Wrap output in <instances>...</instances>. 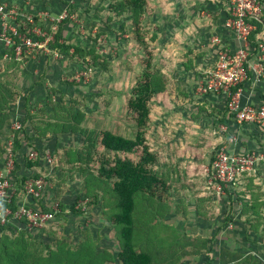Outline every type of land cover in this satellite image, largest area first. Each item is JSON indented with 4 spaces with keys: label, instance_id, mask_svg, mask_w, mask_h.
<instances>
[{
    "label": "rangeland",
    "instance_id": "obj_1",
    "mask_svg": "<svg viewBox=\"0 0 264 264\" xmlns=\"http://www.w3.org/2000/svg\"><path fill=\"white\" fill-rule=\"evenodd\" d=\"M64 1L74 5V9L70 11L69 21L62 27V35L78 45L94 48L97 54L100 55L101 61H106V69L104 71L101 68L92 67L91 70H86L75 61H67L59 55L52 54L46 45L41 48L30 46L27 49L23 47L22 57L20 56L19 59H15L14 56L11 57L13 50L6 51L1 39L3 38V30H7L12 26L10 24L14 23L17 15H22L23 19L28 16H37L38 18L46 16L51 20L55 18L60 20L61 16L67 15L68 8L61 0H0V5L4 8L3 15L0 14V105L3 108L7 105V110L3 112L7 116V122L4 123L5 135L0 136V173L7 174L4 164V146L12 143L17 132L19 135L22 134L21 129H18L17 126H20L25 115V108H23L25 97L28 98L29 103L34 104L37 108L49 110L48 103L57 101L59 93H62L66 101L73 99L75 109H80L87 115L89 127L115 131L121 136L131 137L134 131L132 130V121L127 117V101L139 75L145 68L144 60L149 57L153 66H155V70L170 82V85L167 84L166 86V91L170 92V95L167 99L160 97L153 99L150 103V124L146 129L147 144L152 152L158 153L162 163H166L171 173L170 177L172 178L178 174L180 181H177L173 190L165 193L163 198L161 195V197L157 196L153 200V202H164V206L149 204L147 210V206L138 202L139 195L135 196L133 217L135 220L138 216V220L141 222L142 234H139V236L137 234L136 239L135 232L133 242L134 245L137 243L138 246L144 247L146 250L152 249L151 252L155 249L154 254L159 252L164 245L162 250L165 252L161 253V256H166L167 253H172L170 250L172 246L169 248V239L173 240L174 235L170 232L171 229H167L161 222V216L158 217L159 220L156 218V215L153 214L154 211L163 213L174 209V212H177L176 215L187 220L189 217V212L186 209L187 205L193 203L195 207L197 204L196 198L200 202L202 198H207H201V195L198 196L199 189H202V186L207 185V183H212L205 178L204 171L207 165L203 161L219 141L216 137L213 138L214 133H212L213 128L218 124H212V118H209L207 113L210 111L201 107L197 100L199 96L207 97L215 94V96L223 98L224 107L228 102L227 93H224L222 89H219L218 93L202 94L199 91V85H202L203 82L207 83V80L214 73H221L218 69L220 65L219 49L226 50L221 51L222 55L227 53L228 58H233L239 50H245V48L240 43L234 47H228L222 43L218 35H214L219 38L220 43L215 46L211 42V38L214 36L209 38L210 44L216 48L214 55H210V64L206 65L199 63V61H196L198 64H195L194 59H196V56H200L202 53H199L202 51H199L196 46L183 47L185 42L187 43L186 37L188 38V35H185L182 29L177 30L176 27L174 28L175 20H178L179 24L182 22L180 20L181 16H177L176 7L172 4L165 6L166 1L150 0L149 7L152 10L154 5L160 3L165 7L161 16L164 17L162 19L167 23V26L160 27V23L153 14L149 18L147 17L144 22L145 29H147L145 41L148 42L150 53L146 55L143 47L135 42L129 27L126 28L124 33L120 32L121 24H125L128 18L119 21L113 17L111 22H107V17L111 15L109 5L115 0ZM167 2L172 1L168 0ZM260 2L261 9H263L261 16H264V0H260ZM196 6L192 5V7ZM206 15L204 17L207 18ZM2 16L4 19H2ZM191 18L193 17L191 16ZM195 22L197 21L195 20ZM204 22L206 21H203V19L199 20L198 25L192 22L190 29L186 31H189L191 37H193L197 29L200 28L199 26L203 25ZM56 23L57 21H54L53 25ZM46 26H50L49 22ZM183 31L185 30L183 29ZM153 35L156 36V39L151 41L150 36ZM160 36L162 39H168V43L170 42L168 46L161 47L158 45ZM49 37L52 38L53 35L51 34ZM257 58L261 60L259 61ZM182 63L193 66V71L191 73L184 72L181 75ZM248 64L254 69H260V64H262L263 69L261 68V70L263 72L264 51L248 60ZM44 68L45 72H42ZM251 72V78H245L240 83L243 84V88H238V101L240 105L249 104L257 107L262 105L261 103L264 104V96L261 102L256 103H244L242 100L243 91L253 90L254 94L255 91L258 92L257 86L264 88V75L259 76L254 70ZM188 74L191 76L189 77ZM197 74L199 75L196 76ZM62 81L68 83L74 81L76 86L62 85ZM46 86L49 88L54 87L56 93L51 90L45 91ZM259 92L264 94V90ZM47 94L50 98H47ZM30 108L34 109V106ZM37 116H40L38 112ZM254 127L261 136L260 138H262L258 143L263 146L264 128ZM73 141H70L69 145L80 144V142ZM46 143L47 146L43 152L50 156L49 163H52L48 169L56 171V160L58 158L56 153L50 149L48 140ZM14 160L17 161L16 156ZM22 165H24L23 161L20 162V166ZM90 166L93 168L92 172L96 174V164ZM177 166L181 168L180 174ZM61 168V166L58 167L56 176L53 175L55 172L52 174L47 169L40 172V177L45 182L56 183L51 193L52 205L51 202H48L50 208L48 212H51L52 207L57 206V203L62 204L63 210L61 215L60 211L55 213L54 218H59L60 224H56L57 229L51 235L52 238L45 241L37 240L35 242L36 247L41 249L48 244L55 251L58 248H62L63 251L64 243H66L70 244L69 249L75 250L76 241L83 236V242L91 244L94 251L99 252L107 249V252L114 255L117 247L114 244L116 229L114 230L110 225L104 223L105 217L100 206L107 208V212L109 211V214L106 213L107 215L112 214L114 212V210L112 211V205L116 201V196L111 190L109 191L107 184H99L98 187L96 182H89L86 175L81 174V177H79L78 174L71 171L62 174ZM184 171L185 173H183ZM256 171L250 172L246 176L253 178V181L258 184L256 186L262 188L257 189V193L261 194L264 191V179L260 173L256 174ZM13 173L14 168L11 170V174ZM86 190L88 191L86 192ZM93 193H96V196ZM178 193L182 194L179 198ZM92 196H95L94 201L97 202V206L92 205L89 207L88 203L93 199ZM205 201L206 203L209 202L208 200ZM215 204L207 203L205 206L202 204V207L197 210L198 214L200 213L201 216L206 214V217L212 215L216 219L217 217H224L223 212H225L224 215L228 213V217H230L236 209H239V206L234 207L232 213L229 211L228 203H225V206ZM73 205L76 210L84 213H73L71 210ZM165 205L167 206L165 207ZM36 207L42 208L39 204ZM44 208L46 209L47 206ZM66 210L67 213H65ZM64 215L67 217L63 218ZM145 228L147 229L146 232ZM103 237L108 238V243H105ZM156 238L159 241H156ZM62 239L63 241L65 239L64 243ZM144 244L145 246H143ZM66 255L69 254L66 252ZM167 259H172V255L167 256Z\"/></svg>",
    "mask_w": 264,
    "mask_h": 264
},
{
    "label": "trees",
    "instance_id": "obj_2",
    "mask_svg": "<svg viewBox=\"0 0 264 264\" xmlns=\"http://www.w3.org/2000/svg\"><path fill=\"white\" fill-rule=\"evenodd\" d=\"M260 1V0H259ZM64 5L67 6V15L57 24L56 31L53 33V40L49 43V49L51 52H55L65 60H71L77 62L86 70L93 68H101L105 71L106 61H101L100 55L97 54L92 47H83L73 42V40L67 39L62 35V27L69 21L70 11L74 9V5L61 0ZM150 0H115L109 5V12L111 15L107 17V22H111L113 17L122 21L128 18L125 24H121L120 32L124 33L126 28L129 27L131 35L135 39V42L143 47L145 54L149 55V45L145 41V35H147V29H145V20L147 16L152 14V10L149 7ZM254 30L247 38L249 45L248 60L253 58L259 50V44H264V18L260 17L259 21H252ZM41 25V21L36 16H33V23H24L19 30V34H26L28 30L33 27ZM45 29V28H44ZM48 35L51 32L48 29ZM31 37L32 34H27ZM18 42L16 36L13 37ZM151 41L156 39V36H150ZM13 53H11V56ZM145 68L139 75L135 86L133 87L130 96L127 101V117L132 121L133 135L130 137L121 136L109 130H102L98 128L89 127V120L87 115L80 109H75V102L73 99L66 101L64 95L59 93V97L55 102H49L50 108L47 119L53 121V124L39 126L37 123L33 124V120L41 119L46 114L45 108H37L34 106V111L31 112V106L28 105V98H25V115L20 126L21 133L25 132V124L30 123L34 132L38 137L45 138L48 134L54 137L62 134H80L83 136L82 148L71 152L69 156V163L75 164L81 174L86 175L89 182H96L98 184H107L109 191L116 196V201L112 205V211L114 212L108 216V222L116 229L117 240L119 243V252L117 254V260L120 264H177L181 257L186 253H179L181 249H189L193 252L192 255H198L202 250H206L210 240L190 239L172 241V253L164 255L162 258L166 260L165 263H159L158 255L154 254L152 249H144L134 245L133 236L136 232V239L139 234H142L140 229L141 222L136 216L133 217L135 207V196H138V202L141 205L148 207V204H156L158 206H164L162 201H154L157 196L163 195L170 190H173V183L175 182L171 178L170 172H167L168 167L159 159V155L156 152H152L147 144L146 129L150 124V103L154 99L160 97L168 98L170 92H167V84L170 85L163 75L159 74L155 70V66L152 64V60L147 57L144 60ZM247 77L251 78V73L247 72ZM62 85L76 86L73 82L62 81ZM237 88H243V84H239ZM237 88H232L234 93ZM48 89V90H46ZM45 91H52L56 93L54 87L49 88L46 86ZM47 98L50 96L47 94ZM164 99V100H165ZM7 105L5 108L0 105V136L5 135L4 123L7 122L6 113ZM225 113L223 119L231 120L232 115L228 113L225 106ZM37 112L40 116H37ZM4 115V116H3ZM213 116L212 113L208 114ZM223 119H217L215 122H225ZM41 123L43 122L40 121ZM48 132V133H47ZM26 133V132H25ZM18 132L14 135L12 143L4 148V153L10 152L15 159L16 153L21 147V137L18 136ZM44 136V137H43ZM161 161V162H160ZM212 161V159H211ZM38 160L34 162L24 158V163L28 168L35 165ZM14 160V173L11 174V181L15 187V194L9 205L12 212L18 207V201L23 194V182L27 180L26 177H19L16 175L20 169V165ZM96 164L97 170L94 174L93 168L90 165ZM264 160L261 161L257 169L261 174L264 170ZM81 165V166H80ZM244 176V175H243ZM39 177V176H37ZM264 178V174L262 176ZM242 176L236 179V183L241 180ZM172 179L173 181H169ZM171 182H173L171 184ZM171 185H170V184ZM217 185V182H213ZM175 185V183H174ZM93 186V185H92ZM256 186V185H255ZM245 187L243 189H236L229 193V189L222 187L230 197V206L236 202L240 208V220L242 224L252 231H257L260 226H263L264 231V193H257V186ZM94 187V186H93ZM96 187V185H95ZM95 190V189H94ZM88 190H86L87 192ZM20 194V196H18ZM89 197L88 194H86ZM96 196V193H93ZM167 195V194H166ZM88 203V206L95 204L94 197ZM234 199V200H233ZM263 200V201H262ZM167 205H165L166 207ZM60 215L62 214L63 206L57 203L56 206ZM145 209V208H144ZM147 210L149 209L146 208ZM43 211H49L42 206ZM71 210L75 214H83V211L76 210L74 205L71 206ZM168 211L158 213L154 211V215L158 219L159 216L163 218ZM59 214V213H58ZM17 231L16 222H8L0 228L1 232L5 231ZM145 228V232H146ZM138 234V236H137ZM144 242V241H143ZM147 243V242H146ZM145 243V244H146ZM145 244L143 246H145ZM81 244V249L71 255H64L62 248L47 253L46 258H42L39 255L32 254L31 244L26 241L9 238L8 236L0 235V264H104V262H110L112 254L107 251L100 253L93 252L92 246H84ZM150 248V247H149ZM178 250V251H177ZM172 255V259H167V256ZM68 256V257H67ZM223 253L220 255L223 258ZM223 262V261H221Z\"/></svg>",
    "mask_w": 264,
    "mask_h": 264
},
{
    "label": "crops",
    "instance_id": "obj_3",
    "mask_svg": "<svg viewBox=\"0 0 264 264\" xmlns=\"http://www.w3.org/2000/svg\"><path fill=\"white\" fill-rule=\"evenodd\" d=\"M162 1L163 2L166 1L167 4L165 6L171 4L175 6L176 11L178 12L177 16L178 15L181 16L180 20H182V22L179 24L178 20H175L176 24L174 28L176 27L177 30L182 29V32L185 33V35H188V38L186 37L187 43L185 42L183 47L196 46L199 51H202L199 53L202 54L200 56H196V59H194L195 64H198L196 63V61H199V63H203L206 65L210 64L209 63L211 59L210 55H214L216 48L212 44H210L209 38H211L214 35H218V37L222 40V43L227 45L228 47L229 46L234 47L236 44H239V41L237 40L235 35L231 31L227 30L225 27V21L228 16V12L223 4V0H171L172 2L169 3L167 2L168 0H162ZM192 5H197V6L192 7ZM164 8L165 7L161 3L159 5L158 4L154 5L153 10L150 8L152 10L153 16H155V19L160 23V27L167 26V23H165L162 19L164 17L161 16V13H163ZM205 14H207L206 15L207 18L204 17ZM151 15L147 17L149 18L151 17ZM191 16L193 18H191ZM200 19H203V21L206 22H204L203 25H200L199 26L200 28L197 29L195 35L192 34L194 36L191 37L190 32L186 30L190 29V25L192 22L193 24L198 25ZM195 20L197 22H195ZM183 29L185 31H183ZM169 43L167 38L162 39L161 36L159 37V44H158L159 46L166 47L169 45ZM189 65H187L186 63L185 64L182 63L181 66L183 67V69H181L180 71L181 75L182 73L184 74V72L191 73L193 71L194 69L192 68L193 66H189ZM42 72H45V68L42 70ZM198 75L199 74H197L196 76ZM190 76L191 75H189V77ZM256 89L258 90V92L255 91L254 94H253V90H246L242 92V100L244 103L261 102L264 94H260L259 91H263L264 88H259V86H257ZM25 98H24V104H25ZM197 103L201 107L206 108L208 111H210L207 112L208 114L209 113L213 114V116L208 115L209 118H212L213 125L219 119H223L224 116L227 117V113H225V109H224L225 108L224 100L221 96H215V94L207 97L199 96ZM24 104H23V108H24ZM28 105H30L31 107L35 106L34 104L31 103H28ZM49 110H47L43 118L41 119L37 118L36 120L34 119L32 123L33 124L37 123L40 127L44 125H48L49 123L53 124L52 119L51 120L47 119V117L49 118L48 116ZM31 112H33V108L31 109ZM42 120L43 122L41 123L40 121ZM223 120L225 122L223 123L218 122L216 123L218 125L213 128L212 133L214 132L217 133L216 135L213 136V138L216 137L217 139H219V141L213 146L211 152H209L205 161H203V163L207 165L205 168L210 166L211 159H213L214 151L217 147L225 148L230 153L246 152L260 147L258 141H260L262 138H260L261 136L259 135L258 131L254 126L248 124H236L233 120H225V119ZM21 124L20 126H22ZM24 126L26 133L23 132L22 134L19 135V137H21V147L20 150H18V152L16 153L17 162L20 165L21 161L24 162V158H27L29 161L33 160L29 158L30 152L36 153V159L34 160L35 161L38 160V162L35 165H33L31 168H28L25 163L24 165L20 166V169L17 171V175L19 177H26V178L37 177V176L40 177V172L45 169H47L52 174L55 172L53 175L56 176L57 175L56 171L58 170L59 166L62 167L61 168L62 174L63 172L65 173L71 171L73 173L78 174V176L81 177V172L79 171L77 166H75V164L69 163L68 161L69 157L67 156H69L71 152L77 151L82 148L83 145L82 135L59 134L57 135L58 137H54V136L50 137V135L47 134L45 138H42L37 136L36 132L33 131L30 123H26ZM221 126H224L227 132H222L220 130ZM112 132L116 133L115 131ZM72 135L74 136L71 137ZM230 138H233V141H230ZM47 140L50 143V147H51L50 149H52V151L56 153V156L58 158V160H56L57 163L56 164L57 168H55L56 171H52L51 169H48V167H50L49 165H51L52 163H48L46 161L47 155L44 154L43 152L47 146L46 145ZM73 140L80 142V144H74L73 146L69 145L70 141L74 142ZM6 147L7 146H4V148ZM163 164L167 167L165 162H163ZM263 165L264 164H262L261 166ZM177 169L179 170L178 173L180 174L181 168L177 166ZM167 172H170L169 168ZM263 172L264 170L261 173L262 176H263ZM183 173H185V171ZM256 174H259L258 169L256 171ZM246 175L248 174L242 176L241 180L235 183V186L232 189H229V193H232V191L236 189L240 190L245 187L250 188V186L252 185H258L253 181V178L251 177L249 178ZM205 176L204 177L207 178L208 181H210L206 172H205ZM172 178L175 181L174 182L175 185L177 184V181H180V177L178 176V174ZM169 181H173V180L169 179ZM55 186L56 183L45 182V189L43 195L38 201L30 198L29 196L22 194L21 197L18 198L19 199L18 205L28 204L32 206H38L39 204L41 205V207L47 206V209L50 210L48 206L49 205L48 202H51L53 200V198H51V193ZM257 189H262V188L260 186H257ZM262 193H264V191ZM196 194L197 192L195 193V195ZM180 195L182 196V194L178 193L177 195L178 198L180 197ZM18 196H20V194ZM198 196H200L201 198L202 197H207V198H202L200 202V200L197 201V198L194 197L196 198L195 201L197 204L195 205V207L193 203L187 205L186 209L189 212L188 213L189 217L187 220L183 219V217L181 216L176 215L177 212H174V209L166 213L165 216L161 219V222L167 227V229L169 230L171 229L170 232L174 235L173 240L169 239V248L171 247L172 241L174 240L177 241H182V240L187 241L190 239L210 240V243H208L206 250H202L198 255H192L193 254V252L191 251L192 249L191 250L181 249L179 251L177 250L180 254L181 253L183 254L186 251V253L181 257L180 261L177 264H262V260L264 259L263 226H260V228L257 231H252L251 229L244 226L242 224V221L240 220V208L238 210L236 209V211L234 212L232 210V207L230 206L229 195L225 192L224 189L218 190L217 185H215L213 182L211 184L207 183V185L202 186V189H199ZM205 200L209 201L207 202L208 204L209 203L215 204L217 202L215 205L219 204L221 206L222 205L225 206V203H228L229 211L232 213L234 212V214L228 217V213L224 215L225 212H223L224 217L221 216V217H217L216 219L212 215H210V217L209 216L206 217V214L201 216L200 213L198 214L197 210L202 207V204L204 206L207 204ZM94 205L97 206V202H95ZM169 206L171 207V205ZM232 206L238 207V205H235V202L232 204ZM100 207H102L103 216L105 217L104 218L105 220H103L104 223L106 225H110L115 230V228L108 222L109 215L107 214H109V211L107 212L106 207L103 206ZM65 213H67V210L65 211ZM65 217L67 216L64 215L63 218ZM59 220H60L59 218L57 219L54 218V220L51 221L49 224H47L45 227L36 231L25 229L20 223H16L18 229L17 231L12 232L7 230L5 232H1L0 235L8 236L9 238H15V239L19 238L20 240L26 241L27 243L31 244V249H29V251L32 254L36 256L39 255L42 258H46L47 253L53 252L55 250H53L52 246L49 247L48 244H46L47 246H44L43 248L40 249L36 247L35 242H37V240L45 241L52 238L51 235L54 234V232L57 229L56 224L57 225L60 224ZM115 234L116 236H115L114 244L117 246L115 250L116 252L114 255L110 252L112 254L111 261L104 262V264L119 263L117 260V254L119 252V243L117 240L116 230H115ZM103 240H105V243H108L109 241L108 238L106 237H103ZM83 241H84L83 236L78 241H76L74 245L76 246L75 250L69 249L70 244L64 243L63 251H62L63 254L66 255L67 252L70 255L72 253L77 252L78 248H80V245L82 244ZM156 241H159V239L156 238ZM87 245L91 246V244H87ZM84 246H86V244ZM163 248L164 245L162 246L160 251L156 253V255H158L159 257V259H157L159 263L166 262V260L162 258L163 255L161 256V253L165 252L164 250H162ZM106 250L107 249L96 252V250L94 251L93 249V252L100 253ZM222 253L223 255H225L223 256V258L220 257Z\"/></svg>",
    "mask_w": 264,
    "mask_h": 264
},
{
    "label": "built area",
    "instance_id": "obj_4",
    "mask_svg": "<svg viewBox=\"0 0 264 264\" xmlns=\"http://www.w3.org/2000/svg\"><path fill=\"white\" fill-rule=\"evenodd\" d=\"M223 4L227 9L228 16L225 21V27L231 31L239 43L243 45L245 50H239L233 58H228L226 54L222 55L218 50L219 58V70L221 73H214L207 83L203 82L199 85V91L204 93H218L219 89H222L224 93H227L228 102L226 108L228 113L231 114L236 124H248L264 128V104L253 107L249 104L240 105L238 101L239 89L237 88L245 78H248L247 72L252 73L254 70L258 75H264L260 64V69L251 68L248 64L249 45L247 38L254 30L252 21H259L262 13L261 2L259 0H223ZM4 8L0 5V14L3 15ZM37 17V16H36ZM65 16H61L60 20L57 18L51 20L49 17L39 18L41 25L33 27L25 34H19V30L24 23H33V17L28 16L23 19L22 15L16 16L13 24L7 30H3L2 41L4 43L6 51L13 50L15 59L22 57V49L30 46L41 48L46 45L49 49V43L53 40V33L56 31L57 24L64 19ZM38 18V17H37ZM2 19L4 17L2 16ZM57 21L56 26L53 22ZM49 22L50 26H46ZM45 28V29H44ZM48 29L51 34L48 33ZM32 34L31 37L27 34ZM16 36L18 42L13 38ZM50 38V40H49ZM211 42L214 45H219L220 40L217 36L211 38ZM50 50V49H49ZM264 51V45L259 44V50L257 54H261ZM51 52V51H50ZM56 54L55 52H51ZM257 54L255 56H257ZM58 55V54H56ZM254 58V57H253ZM259 61L260 58H257ZM232 88H237L233 93ZM19 129L20 126H17ZM222 132H227L224 126L220 127ZM217 133L214 132V135ZM233 141V138H230ZM49 155L46 156V160L49 163ZM30 159H36V153H29ZM264 160V145L258 149H254L246 152H228L225 148L217 147L214 151V157L209 167L205 169L210 182H217V189L222 187L232 189L235 186L236 179L257 170L258 164ZM6 172L0 173V228L8 222L20 223L25 229L28 230H40L54 220L55 213L58 212L56 206L52 207V211H43L42 208H38L32 205H18L17 209L12 212L9 205L15 194V189L11 181V170L15 167L14 156L7 152L5 155ZM23 194L38 201L44 192L45 182L41 177H30L23 182ZM1 233V231H0ZM264 264V259L262 260Z\"/></svg>",
    "mask_w": 264,
    "mask_h": 264
}]
</instances>
